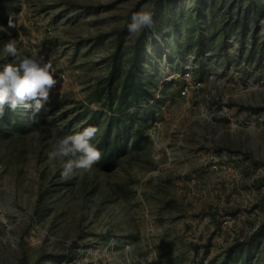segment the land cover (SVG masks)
<instances>
[{
  "label": "rangeland",
  "instance_id": "obj_1",
  "mask_svg": "<svg viewBox=\"0 0 264 264\" xmlns=\"http://www.w3.org/2000/svg\"><path fill=\"white\" fill-rule=\"evenodd\" d=\"M0 29L57 73L0 117V264H264V0H0ZM92 125L61 179L53 142Z\"/></svg>",
  "mask_w": 264,
  "mask_h": 264
},
{
  "label": "clouds",
  "instance_id": "obj_2",
  "mask_svg": "<svg viewBox=\"0 0 264 264\" xmlns=\"http://www.w3.org/2000/svg\"><path fill=\"white\" fill-rule=\"evenodd\" d=\"M153 25V14L139 11L132 15L127 28L129 33H139ZM9 26H13L12 20ZM0 52L14 58L13 62L0 65V117L6 105L13 110L23 106L39 112L49 101L50 91L57 84L55 69L43 56H20L12 39L3 43ZM98 132L99 128L92 125L55 139L48 159L60 162L61 179L71 180L80 170H91L100 161L102 152L93 143Z\"/></svg>",
  "mask_w": 264,
  "mask_h": 264
},
{
  "label": "built area",
  "instance_id": "obj_3",
  "mask_svg": "<svg viewBox=\"0 0 264 264\" xmlns=\"http://www.w3.org/2000/svg\"><path fill=\"white\" fill-rule=\"evenodd\" d=\"M56 86V85H55Z\"/></svg>",
  "mask_w": 264,
  "mask_h": 264
}]
</instances>
